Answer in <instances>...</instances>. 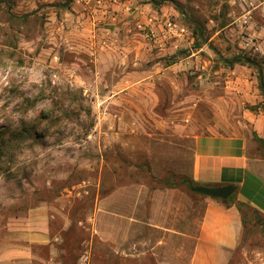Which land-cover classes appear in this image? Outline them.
Listing matches in <instances>:
<instances>
[{"label": "rangeland", "instance_id": "rangeland-1", "mask_svg": "<svg viewBox=\"0 0 264 264\" xmlns=\"http://www.w3.org/2000/svg\"><path fill=\"white\" fill-rule=\"evenodd\" d=\"M91 39L109 44L100 61ZM261 82L264 0H0V237L44 206L55 246L35 264H157L145 244L93 235L97 200L132 183L189 189L185 132L216 123L248 137L264 173ZM244 215L230 264H264V217Z\"/></svg>", "mask_w": 264, "mask_h": 264}, {"label": "crops", "instance_id": "crops-1", "mask_svg": "<svg viewBox=\"0 0 264 264\" xmlns=\"http://www.w3.org/2000/svg\"><path fill=\"white\" fill-rule=\"evenodd\" d=\"M90 41L100 61L104 51L97 46L106 50L109 44ZM211 127V134L185 132L194 139L189 180L197 186H234L236 200L264 217L262 162L251 159L248 137L231 134L218 123ZM251 127L264 138V112L254 116ZM223 200L178 186L122 185L97 200L91 216L93 235L120 248L132 241L145 244L157 264H230L244 225L237 206ZM50 218L44 206L15 218L7 235L0 237V264H35L40 247L53 253Z\"/></svg>", "mask_w": 264, "mask_h": 264}, {"label": "trees", "instance_id": "trees-1", "mask_svg": "<svg viewBox=\"0 0 264 264\" xmlns=\"http://www.w3.org/2000/svg\"><path fill=\"white\" fill-rule=\"evenodd\" d=\"M157 4H158V2H157ZM227 62L229 63L230 66H233V65H235L237 63H239V64H248V65H254L255 64V63H253V61L250 58L244 57V56H237L234 59L228 60ZM261 89H262L263 94H264V83L263 82H261ZM255 138H256L257 141H260V142L264 141L263 138L258 137V135H256V134H255ZM182 183H185L188 186V188H189L191 193H195L194 189L196 187H198L197 185H195L189 179H186V180L182 181ZM223 201L224 202H230V203H232V204L237 206V208L240 210V212L242 214L243 225L245 227L247 225V220H246V215H244V211H246L247 209H254V208L252 206H250L249 204H247V203H243V202L237 201L235 196H234V194L231 197H229L228 199H224ZM254 210L257 213H259L256 209H254Z\"/></svg>", "mask_w": 264, "mask_h": 264}, {"label": "water", "instance_id": "water-1", "mask_svg": "<svg viewBox=\"0 0 264 264\" xmlns=\"http://www.w3.org/2000/svg\"><path fill=\"white\" fill-rule=\"evenodd\" d=\"M234 186H225V187H205L198 186L194 189L197 193H202L208 196H212L220 199H228L235 192Z\"/></svg>", "mask_w": 264, "mask_h": 264}, {"label": "built area", "instance_id": "built-area-1", "mask_svg": "<svg viewBox=\"0 0 264 264\" xmlns=\"http://www.w3.org/2000/svg\"><path fill=\"white\" fill-rule=\"evenodd\" d=\"M167 27L170 34H174L176 32L175 27L171 22H167Z\"/></svg>", "mask_w": 264, "mask_h": 264}]
</instances>
